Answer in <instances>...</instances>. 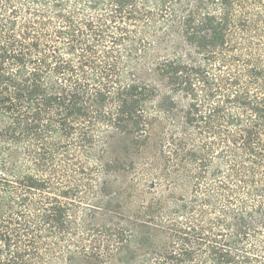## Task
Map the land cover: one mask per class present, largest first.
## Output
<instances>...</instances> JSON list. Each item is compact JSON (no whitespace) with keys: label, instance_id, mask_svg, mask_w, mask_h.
<instances>
[{"label":"trees","instance_id":"1","mask_svg":"<svg viewBox=\"0 0 264 264\" xmlns=\"http://www.w3.org/2000/svg\"><path fill=\"white\" fill-rule=\"evenodd\" d=\"M0 264H264V0H0Z\"/></svg>","mask_w":264,"mask_h":264}]
</instances>
